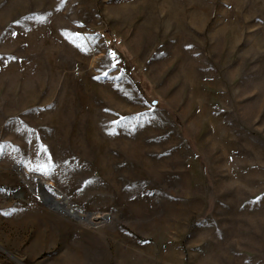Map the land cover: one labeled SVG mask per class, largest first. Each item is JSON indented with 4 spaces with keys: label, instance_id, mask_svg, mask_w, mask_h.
I'll return each mask as SVG.
<instances>
[{
    "label": "rangeland",
    "instance_id": "1",
    "mask_svg": "<svg viewBox=\"0 0 264 264\" xmlns=\"http://www.w3.org/2000/svg\"><path fill=\"white\" fill-rule=\"evenodd\" d=\"M0 264H264V0H0Z\"/></svg>",
    "mask_w": 264,
    "mask_h": 264
},
{
    "label": "water",
    "instance_id": "2",
    "mask_svg": "<svg viewBox=\"0 0 264 264\" xmlns=\"http://www.w3.org/2000/svg\"><path fill=\"white\" fill-rule=\"evenodd\" d=\"M44 204H46L47 206H50L55 211L61 212L62 214L73 215L79 219L82 218V219L88 220L93 217V214H88L87 217H79L77 213L71 214L70 210L67 209V205L69 204V201L64 196L62 197L61 202H59V201H56L52 195L49 194L44 199ZM93 219H97V218L93 217Z\"/></svg>",
    "mask_w": 264,
    "mask_h": 264
},
{
    "label": "bare ground",
    "instance_id": "3",
    "mask_svg": "<svg viewBox=\"0 0 264 264\" xmlns=\"http://www.w3.org/2000/svg\"><path fill=\"white\" fill-rule=\"evenodd\" d=\"M70 213H71V214H74L75 212H73V211H70Z\"/></svg>",
    "mask_w": 264,
    "mask_h": 264
}]
</instances>
